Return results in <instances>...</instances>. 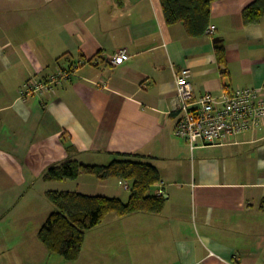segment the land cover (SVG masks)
<instances>
[{
	"label": "crops",
	"instance_id": "1",
	"mask_svg": "<svg viewBox=\"0 0 264 264\" xmlns=\"http://www.w3.org/2000/svg\"><path fill=\"white\" fill-rule=\"evenodd\" d=\"M253 1L213 2L214 35L194 39L166 25L160 0H0V263L50 258L30 236L32 221L18 218L47 192L123 201L90 175L46 182L49 167L107 165L121 154L156 168L161 213L110 215L85 234L77 260L55 264H264V127L225 147L191 150L174 135L172 113L183 69L196 99L227 88L264 91V17L245 25L241 16ZM118 50L129 59L112 66ZM72 65L70 83L21 95L28 81Z\"/></svg>",
	"mask_w": 264,
	"mask_h": 264
},
{
	"label": "trees",
	"instance_id": "2",
	"mask_svg": "<svg viewBox=\"0 0 264 264\" xmlns=\"http://www.w3.org/2000/svg\"><path fill=\"white\" fill-rule=\"evenodd\" d=\"M217 0H160L167 26L180 24L190 38L204 36L209 26L210 8ZM245 25L257 24L264 17V0H254L242 13ZM217 64L224 66V50L214 45ZM140 159V160H139ZM90 175L100 181L115 179L129 184L126 202L118 198L88 196L78 192L49 191L46 199L54 210L38 231V239L49 254L67 262L78 259L85 234L100 226L106 217L122 218L137 213L160 214L164 198L152 193L160 181L155 167L138 155H116L107 165H80L73 160L49 167L42 175L46 182L73 181Z\"/></svg>",
	"mask_w": 264,
	"mask_h": 264
},
{
	"label": "built area",
	"instance_id": "3",
	"mask_svg": "<svg viewBox=\"0 0 264 264\" xmlns=\"http://www.w3.org/2000/svg\"><path fill=\"white\" fill-rule=\"evenodd\" d=\"M215 29L208 26L205 35L213 36ZM125 50L115 51L108 59L112 66L128 61ZM78 66L72 65L47 80H30L21 95L44 94L54 87L70 83L76 76ZM187 69L175 73L177 99L174 104V135L188 144L191 150L202 147H225L237 137L264 127V91L261 88L225 89L218 96L210 92L194 98ZM119 185L129 190L126 181ZM154 194L162 197V189Z\"/></svg>",
	"mask_w": 264,
	"mask_h": 264
},
{
	"label": "rangeland",
	"instance_id": "4",
	"mask_svg": "<svg viewBox=\"0 0 264 264\" xmlns=\"http://www.w3.org/2000/svg\"><path fill=\"white\" fill-rule=\"evenodd\" d=\"M107 181H109L108 183L110 185H112L114 187V189L119 194H122L123 201L126 202L127 201L126 197L129 194V191L127 192V190H125L122 186H119L118 183H117L118 181L115 180V179H110V180H107ZM33 205L36 206V207H32ZM53 210H54V207L52 206V204L46 198H40L39 199V205H36L35 203H32L30 209L29 208H25V209H23L22 213H20V215L18 214V218L19 219H23V220H25L24 218H26V220L29 219V220L32 221V226L30 228L31 229V235L30 236L32 238H37V234H38L39 229L44 224V222L47 219L48 215ZM12 216H13V214H12ZM6 218H8L7 219V221H8L9 218H11V216H6L5 219ZM11 232H12V230H7V234L11 235L10 234ZM16 232H17V230H16ZM40 245H42V244H40ZM45 253H47V252H45ZM49 257L50 258L48 259V261H43V262H45L44 264H55L58 261H64L63 258H61L59 256H56V255L49 254ZM2 258H3V255L1 256L0 260H2ZM0 264H5V261H2Z\"/></svg>",
	"mask_w": 264,
	"mask_h": 264
},
{
	"label": "water",
	"instance_id": "5",
	"mask_svg": "<svg viewBox=\"0 0 264 264\" xmlns=\"http://www.w3.org/2000/svg\"><path fill=\"white\" fill-rule=\"evenodd\" d=\"M214 44H218L219 42H220V39H218V38H215V39H213V41H212Z\"/></svg>",
	"mask_w": 264,
	"mask_h": 264
}]
</instances>
